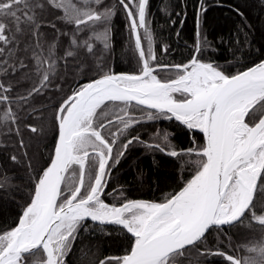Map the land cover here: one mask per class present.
I'll use <instances>...</instances> for the list:
<instances>
[{"label":"snow or ice","instance_id":"snow-or-ice-1","mask_svg":"<svg viewBox=\"0 0 264 264\" xmlns=\"http://www.w3.org/2000/svg\"><path fill=\"white\" fill-rule=\"evenodd\" d=\"M256 2L264 8V0ZM150 3L0 0V106L9 125L16 122L8 135L19 136L21 127L37 136L45 131L47 122L38 127L23 115L29 109V115L46 110L35 102L49 90L50 73L60 59H74L88 77L52 109L54 138L45 166L37 170L9 150L11 141H0V157L7 161L0 158V181L9 163L36 173L15 223L0 227V264H68L89 221L101 231L117 227L127 241L125 254L98 264H193V253L218 256L225 264H264V59L233 72L205 60L209 42L203 25L209 8L207 0H196L193 52L184 63L161 64L148 27ZM225 6L246 20L239 8L218 0L216 7ZM119 12L137 54L129 71L109 67L96 47L102 36L103 49H109L111 20ZM45 15L56 22L45 23ZM176 15L182 28L186 5ZM45 26L53 33L50 39L42 31ZM243 31L218 39L242 46L247 34L242 42L237 33ZM65 45L63 57L53 54ZM160 52L167 55L170 49L165 45ZM164 71L175 72V78H158ZM160 121L184 127L192 147L177 150L167 131L137 130ZM196 134L202 142L197 143ZM16 143L25 147L22 138ZM136 146L145 154L159 152L175 160L195 156L197 170L179 191L159 202L108 190L113 170ZM9 189L0 182V193L9 194ZM233 229L249 234L240 249L246 256H238L235 248L221 250L218 240L216 248L208 247L213 233L219 237ZM226 239L231 246V236Z\"/></svg>","mask_w":264,"mask_h":264},{"label":"trees","instance_id":"trees-1","mask_svg":"<svg viewBox=\"0 0 264 264\" xmlns=\"http://www.w3.org/2000/svg\"><path fill=\"white\" fill-rule=\"evenodd\" d=\"M110 2L114 3L115 0H110ZM217 2L218 0H207L209 9L205 14L203 32L209 43L205 48L203 58L221 64L229 72L236 71L237 68L242 70L253 62L264 59V8H260L256 0H225L226 4H232L244 13L246 18L244 20L232 8L216 7ZM182 4L186 5L187 19L181 28V17H178L176 13L182 12ZM195 5L196 0H151L149 8L151 23L148 27L152 34L153 49L161 64H180L189 59L196 44ZM48 19L56 22L55 17L45 15V23ZM171 21H175V24H172ZM58 26L60 25L58 24ZM240 28L244 31L237 34L242 42L245 41L244 33L247 34V41L242 46H237L235 43L231 45L220 43L218 37L223 36L228 40L232 33L237 32V29ZM42 31L48 39L53 35L47 26ZM97 31L102 32V29H97ZM140 32L143 37V31L140 30ZM177 32H179V36H177ZM109 38V49H103V43L99 40L96 41V47L101 49L99 59L116 71H129L134 68L137 54L134 41L124 27L122 12L112 18ZM144 42L146 43V41ZM165 45L170 49L167 55L160 52V48ZM64 47L66 45L57 48L53 54L63 57ZM50 75L52 84L49 90L44 96L38 97L35 102L37 108L46 110L29 115L31 113V109H29L23 115V120L30 121L38 127L42 121L48 123L45 131L39 136L30 133L26 127L20 128L19 136L8 135L10 127L14 131L16 122L13 120L9 125L8 120L4 119V109L0 106V141H11L12 143L8 144L9 150L16 151L23 160L35 164L37 170L41 166H45L50 157L54 138V133L50 129L52 109L60 100L71 94L72 88L88 78L80 73L77 61L72 58L60 59ZM89 75H94V73ZM158 78L174 79L175 72H160ZM136 114L139 115V113ZM11 119L9 117V120ZM137 130L145 134L160 130L167 131L170 134V144L177 150L192 147L188 131L176 122H148L138 126ZM196 135L197 143L202 142L199 134ZM21 138L25 142L24 148H19L16 143ZM153 157L155 163H153ZM0 158L7 163L6 157ZM197 165L198 158L195 156H185L175 160L159 152L145 154L143 148L136 146L113 170L108 190L115 188L123 191L124 196L129 199L159 202L165 196L179 191L183 182L194 175ZM4 174L5 178L0 182L9 184L10 189L9 194L0 193V227L15 223L27 195L31 191L29 185L34 182L36 176L32 169L25 171L22 165H12L11 163L4 168ZM16 189L19 190L16 191ZM107 202L112 203V198H109ZM87 224L89 230L81 229L72 254L68 257V264H98L105 257H120L125 254L127 241L124 232L111 225L101 231L90 221ZM248 235L243 229L239 232L233 229L219 237L213 233L209 236L208 247L216 248L217 243L214 241L218 240L221 250L231 252L235 248L238 256H246L247 253L240 249L245 246L244 241ZM226 236H231V246ZM197 261L199 264H225V261L218 256L203 257L193 253V264H197Z\"/></svg>","mask_w":264,"mask_h":264},{"label":"rangeland","instance_id":"rangeland-1","mask_svg":"<svg viewBox=\"0 0 264 264\" xmlns=\"http://www.w3.org/2000/svg\"><path fill=\"white\" fill-rule=\"evenodd\" d=\"M143 32H144V30L143 29H141ZM97 40H99V41H101L102 43H103V38H102V36L100 37V38H98ZM146 44V43H145Z\"/></svg>","mask_w":264,"mask_h":264}]
</instances>
